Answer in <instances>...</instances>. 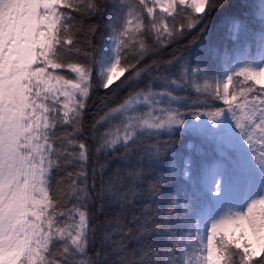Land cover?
Segmentation results:
<instances>
[{
    "label": "snow or ice",
    "instance_id": "6c2138e0",
    "mask_svg": "<svg viewBox=\"0 0 264 264\" xmlns=\"http://www.w3.org/2000/svg\"><path fill=\"white\" fill-rule=\"evenodd\" d=\"M0 264H264V0H0Z\"/></svg>",
    "mask_w": 264,
    "mask_h": 264
},
{
    "label": "trees",
    "instance_id": "16d2710c",
    "mask_svg": "<svg viewBox=\"0 0 264 264\" xmlns=\"http://www.w3.org/2000/svg\"><path fill=\"white\" fill-rule=\"evenodd\" d=\"M188 138H191V137H185L184 139H188ZM180 147H182V145H180Z\"/></svg>",
    "mask_w": 264,
    "mask_h": 264
}]
</instances>
